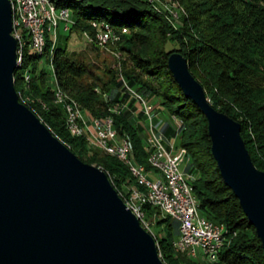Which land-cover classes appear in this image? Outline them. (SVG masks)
<instances>
[{"label":"trees","instance_id":"1","mask_svg":"<svg viewBox=\"0 0 264 264\" xmlns=\"http://www.w3.org/2000/svg\"><path fill=\"white\" fill-rule=\"evenodd\" d=\"M51 1L74 14L76 24L72 25L73 29L90 30L91 21L96 20L109 29H113L112 24L131 30V35L126 38L133 48V51L129 50L131 61L155 85L142 80L139 75L126 73L124 78L132 86H148L160 99L161 106L182 119L180 147L187 150L195 172H200L195 193L201 209L210 219L224 223L228 229V242L214 264H264V249L256 228L224 181L213 155L208 120L200 107L184 94L168 63L173 52H180L188 59L192 74L203 85L213 106L241 123V134L252 160L264 171V0H170L182 10L179 29L149 0ZM47 37V54L44 56L29 46L24 48L22 65L14 74L20 100L83 161V153L88 146H93L85 136L70 131L65 107L56 102V97L60 99L58 93L62 94L60 102L75 101L81 111L91 117L111 114L118 131L132 141L138 162L147 165V147L138 126L131 122L128 114L123 112L125 110H120V114L109 111L115 102L129 98L120 92L113 98L106 93L122 85L117 72L108 69L103 80L93 81L91 77L92 82H86L89 66L62 46H55L51 56L53 39ZM50 56L59 92L48 85V71L40 67V62ZM26 71L31 74L29 82L25 78ZM98 84L102 85L106 99L97 93ZM22 94L32 102L24 101ZM92 157V162L87 163L106 171L125 201L137 186L129 167L116 156L101 150H95ZM129 184L134 186L122 193L124 185ZM145 211L146 216L161 214L158 207L151 205H146ZM161 223L167 224V235L156 240L166 264H213L178 252L180 255L174 256V234L179 233V223L169 216L157 224Z\"/></svg>","mask_w":264,"mask_h":264},{"label":"water","instance_id":"2","mask_svg":"<svg viewBox=\"0 0 264 264\" xmlns=\"http://www.w3.org/2000/svg\"><path fill=\"white\" fill-rule=\"evenodd\" d=\"M10 0H0V264H165L109 175L75 154L20 100ZM169 67L208 120L212 152L264 249V171L241 123L215 108L173 52Z\"/></svg>","mask_w":264,"mask_h":264},{"label":"built area","instance_id":"3","mask_svg":"<svg viewBox=\"0 0 264 264\" xmlns=\"http://www.w3.org/2000/svg\"><path fill=\"white\" fill-rule=\"evenodd\" d=\"M44 1L47 0H27V23L29 25H37L38 31H45L46 33V27L39 26V18L47 17V25L54 26V34H46L56 36L57 40L59 27L64 24L65 29L66 24L74 23L71 18V12L53 10V7H51V11H44ZM94 25L104 26L102 24ZM112 30L113 29L103 28L98 34L96 43L99 45L107 43ZM18 44L20 46V53H22L26 46L34 48L38 43L35 37H33V42L24 43V39L18 33ZM29 76H31L30 72ZM122 85L124 86L123 94L129 95V100L133 103L132 105L130 103L129 106L128 103L121 101L115 102L114 105L109 107V111L114 113V109L125 110L127 108L131 111L132 115L136 117L137 126H143L147 135V155H150V159H152V157L161 158L165 162L166 168L169 170L171 177L176 183V198L173 199V203H166V192L164 187L161 186L160 177L156 173L142 171L138 167H134V165L133 171L138 172L142 181H146V183L154 189L156 207L157 205H167V207L173 211V218L171 219L179 223L178 240L186 247L188 255L192 258H204L207 261L219 260L218 247H211V240H218V246L221 244L223 241V234L226 232L224 223L210 219L202 211L201 202L195 193V183L198 179L197 173L187 169V165L189 164L188 152H183L180 145L167 143L163 130L160 129L154 121L155 117H157V106L151 103L144 93L129 85L125 80L122 81ZM56 102L63 104L65 107L66 123L74 122L69 118V105L65 102H60L58 97H56ZM88 123H93V120H88ZM76 125L77 129L81 131L79 124ZM98 127L106 134L107 141L121 149V154L122 148H129L124 134H121L115 127L114 118L111 114L100 117ZM82 133L88 134L89 139L94 141L93 137H91L88 132ZM123 156L133 164L130 149L129 155ZM125 186L127 187V185ZM130 206L136 211L143 227L145 229H152V222L146 221L141 216L139 197H133Z\"/></svg>","mask_w":264,"mask_h":264},{"label":"rangeland","instance_id":"4","mask_svg":"<svg viewBox=\"0 0 264 264\" xmlns=\"http://www.w3.org/2000/svg\"><path fill=\"white\" fill-rule=\"evenodd\" d=\"M149 1L156 4L155 7L159 9V12L163 16L168 18V20L173 24L175 28L177 29L180 28L182 24V10L180 9L178 4L173 3L170 0H149ZM71 18L74 23L73 24L68 23L69 26L67 30L64 29V24H62L59 27L58 37H57L55 46L56 47L62 46L66 48L70 55L74 56L75 58H78L79 60H82L89 66L90 71H89V75L87 74L85 78L86 82H92L91 77L93 78V81L96 80L97 78H100L103 80L106 76L105 75L106 71L108 69H113L117 72L120 79L122 81L125 80L129 85L130 83L124 78L126 73L130 75H135V76L139 75L141 76L142 80L147 81L151 84L153 83L150 77H148V75L142 73L139 69H137L134 66L133 62L131 61V58L129 56V50L133 51V48L131 47V45H129L126 42V38H128L131 35V30L129 28L127 27L117 28L113 26L112 24H110L109 22L103 21L106 24H110V27L113 28V30L111 31V36L109 40L107 41V43H105L104 45H99L96 43V40L98 39V34L102 31L103 28H106L105 26L94 25V22H98L95 24H99L100 21H96V20L91 21L90 30H84L82 28L73 29L72 25L76 24V20H75L73 13H71ZM40 67L48 71L47 83L50 87L54 88V90L57 91L58 87H57V82L55 79L54 71L52 68L51 56L49 58L47 57L44 58L40 62ZM153 84L155 85V83ZM132 87H136L135 89L144 93V95H146V97L151 101V103L157 106V117H155V120H154L155 124H157L158 126L160 124H163V132L167 135V138L170 140V142L179 146L181 142L180 131L183 126L182 119L176 115H171L165 107L161 106L160 99H158L157 96H155L150 91L148 86L142 85V87H140L139 85H134ZM96 89H97V93L101 94L102 97L106 99L107 96L103 93L102 85L98 84ZM123 89H124V86L121 85L118 88L117 87L113 88L111 92L108 91L106 93L113 98V97H116V92H120V94H123L124 93ZM127 96L129 97V95ZM22 98L26 102H32L31 99H29V97L26 94H22ZM122 102L128 103L129 106H130V103H132L129 100V98ZM120 110L122 109H114V112H116L117 114H120L119 113ZM123 112L125 114H128L132 123L134 122V124L137 125V119L135 116L132 115L129 109L126 108L125 111ZM138 131L140 133V136L142 137V142L145 145L147 135L142 125L138 126ZM95 150H101V149H99L98 147L88 146L87 151L83 153L82 155L84 161L92 162V158H93L92 156L94 155ZM187 169L196 171L195 170L196 168L194 167V165H192V160H190L189 164L187 165ZM197 177L198 178L200 177L199 170H197ZM127 182H128V178L125 183ZM132 186H134V184L132 185L129 184L127 185V187L124 185V187L121 190L122 193L128 190L129 188H131ZM156 212L157 211H155L154 214ZM167 217L168 216L163 215L162 212L161 214L158 213L157 216L147 215L145 217V220H147L148 222H152L151 233L158 240H161V238L164 236L166 237L167 224L166 223L157 224V223L158 221L164 220V218H167ZM174 236L176 238L175 240H177L178 231L174 234ZM229 240H230V237H229ZM177 254L178 253L175 251L174 256L180 255V254L178 255ZM181 264H184V263H181Z\"/></svg>","mask_w":264,"mask_h":264},{"label":"bare ground","instance_id":"5","mask_svg":"<svg viewBox=\"0 0 264 264\" xmlns=\"http://www.w3.org/2000/svg\"><path fill=\"white\" fill-rule=\"evenodd\" d=\"M12 9H13V32L12 34L15 36V38L18 41V33L19 35L24 39V43H31L33 42V37H35L37 41V45L34 48H30L32 51L44 56L47 48V34H54V26L53 25H47V17H40L39 18V26L40 27H46V33L45 31H38L37 25H29L27 23L28 18V3L27 0H10ZM51 7H53V10H64L71 12L68 8H59L56 6V4L51 1L47 0L44 1V11H51ZM68 24L65 25V30L68 29ZM107 29L109 27L107 26ZM50 36V35H49ZM53 39V45L50 50V55L52 56L55 48L56 43V36H50ZM24 55V51L20 53V46L18 44V67L22 64V56ZM25 78L28 81L30 79L28 71L25 72ZM59 92V90H58ZM59 98L62 99V94L58 93ZM69 105V118L72 119L76 124H79L81 131L77 129V125L74 122H67V125L70 129V131L76 135L79 136H85L87 141L90 142V144L93 147H98L102 151L116 156L118 159H120L122 162H124L130 169L132 175L136 179V184L132 189L131 194L129 193V197H126L125 203L127 206L136 214L138 217L136 211H134V208L130 206V202H132L133 197H139V207L141 211L142 218L145 219L146 217V211L145 206L155 205V192L154 189L146 183V181H142L141 176L138 172L133 171V165L134 167H138L142 171H149L151 173H156L160 177L161 186L164 187L166 192V203H173V199L176 198V183L174 182L173 178L171 177V173L166 168L165 162L159 158V157H152L150 159V155H148L147 165L140 164L138 162V158L135 156V152L132 146V141L125 136L128 142L129 148H122V154L121 149L111 144L109 141L106 140V134L103 133L98 127V123H100V118H94L91 117L88 113L83 114L81 111V108L79 107V104L75 101L71 103H67ZM84 115V116H83ZM86 117V118H84ZM93 120V123H88V120ZM178 120V119H177ZM82 132H88L91 137H93V140L89 139L88 134H84ZM183 152H187V150L183 147H180ZM129 149L130 153L132 154L133 158V164L130 160L126 159L123 155H129ZM188 162H190V158L188 155ZM157 207L160 209L163 215L169 216L170 218H173V211H171L167 205H157ZM140 220V219H139ZM147 221V220H146ZM224 228L226 232L223 234V241L218 246V240H211V247H218V256L220 257V254L222 252V249L226 246L228 242V229L226 225L224 224ZM149 232H151V229H147ZM175 251L186 255H188V252L186 250V247L181 244V242L177 239L174 242ZM192 258V257H190ZM196 260L203 261L205 263H216L219 260H209L207 261L204 258H192Z\"/></svg>","mask_w":264,"mask_h":264},{"label":"crops","instance_id":"6","mask_svg":"<svg viewBox=\"0 0 264 264\" xmlns=\"http://www.w3.org/2000/svg\"><path fill=\"white\" fill-rule=\"evenodd\" d=\"M158 124H160V123H158ZM159 128L163 130V124H160V125H159ZM164 134H165V133H164ZM165 137H166L167 143H168V144H171L172 142H170V140L167 138V135H166V134H165Z\"/></svg>","mask_w":264,"mask_h":264}]
</instances>
